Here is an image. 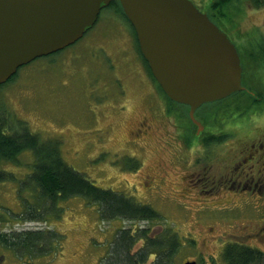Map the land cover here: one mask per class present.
<instances>
[{"label": "rangeland", "instance_id": "rangeland-1", "mask_svg": "<svg viewBox=\"0 0 264 264\" xmlns=\"http://www.w3.org/2000/svg\"><path fill=\"white\" fill-rule=\"evenodd\" d=\"M191 1L206 13V0ZM250 2L247 6L233 2L231 5L240 6L235 13L231 10L233 18L227 14L223 19L218 18L219 27L240 51L243 70H247L243 77L246 90L255 92L235 98L238 108L254 103L252 97H261L264 101V61L250 50L254 45H262L264 40V3L257 6ZM45 57L20 67L12 80L0 86V115L5 118L6 126L12 134L25 128L42 142L57 143L62 159L73 170L100 188L111 189L150 206L158 216L151 221L104 220L95 205L73 197L61 202L58 219L53 213H49L46 221L12 219L10 215L22 209V200L17 196L18 180L29 172V162L33 161V155L26 152L17 164L0 163V169L7 171L5 177L16 178L0 184V231L57 229L64 235L62 251L51 259L44 257L47 264H107L108 247L120 227L147 228L148 233L152 231L151 235L155 236L171 232L170 243L177 246L173 257L168 256L165 264L185 260L223 264L218 250L224 242L232 241L226 234V226L238 225L234 221L236 217L230 221L202 219L209 216L208 210L214 215L225 212L207 209L203 206L205 195L189 189L188 170L194 167L193 162L187 166L174 161L171 146L178 145V149L184 146L169 136L175 123L167 112L170 102L150 76L138 51L133 29L124 16L111 6L106 7L78 41ZM233 116L238 117L219 114L216 119ZM145 119L150 127L146 133L138 134L137 123ZM136 139H140L138 143L142 147L135 145ZM193 155L195 159L197 154ZM174 156L177 161L180 159ZM128 158L140 163L138 171H129L131 160ZM145 184L151 188L146 190ZM22 194L30 198L28 192ZM220 199L217 201L224 202L223 196ZM210 224L214 226L212 233L220 234L213 239L221 244L204 246L202 243V235L210 233L207 228ZM259 247L263 250L264 264V247ZM159 252L155 257H160ZM0 255V264H25L21 260L27 264H45L43 260V263L41 260L29 263L15 258L7 250H0ZM144 264H150V260Z\"/></svg>", "mask_w": 264, "mask_h": 264}, {"label": "water", "instance_id": "water-1", "mask_svg": "<svg viewBox=\"0 0 264 264\" xmlns=\"http://www.w3.org/2000/svg\"><path fill=\"white\" fill-rule=\"evenodd\" d=\"M112 1L164 94L188 106L199 128L198 107L243 89L237 48L190 0H0V85L19 67L78 41Z\"/></svg>", "mask_w": 264, "mask_h": 264}, {"label": "trees", "instance_id": "trees-1", "mask_svg": "<svg viewBox=\"0 0 264 264\" xmlns=\"http://www.w3.org/2000/svg\"><path fill=\"white\" fill-rule=\"evenodd\" d=\"M236 1L243 3L246 6L248 5L246 3L248 1L250 2V0H206L205 2L208 7L206 13L208 17L220 26L221 22L218 20L219 17L223 19L227 14L233 18V16H231V10H233L234 13L239 10V5H231V3ZM251 2L252 4L254 3L257 6H261L263 5L264 0H251ZM109 6L117 12H120L128 21L118 1L111 2ZM130 26L132 27L131 24ZM133 33L138 48L134 29ZM250 50L257 54V58L264 61V40L262 45H258L257 47L254 45ZM57 53H59V51L50 54L45 58ZM142 59L153 81L163 93L160 86L153 78L146 61L143 57ZM241 62L244 66L243 59H241ZM246 72L244 70L243 77ZM14 76L15 74L8 81L12 80ZM163 95L168 99L164 93ZM242 96V93H237L224 99L223 101L226 104L217 107L215 115L217 116L218 113L226 115L236 114L238 116L248 114L247 111L249 110L248 108H250L249 106L255 104L257 100L252 101L254 102L252 104L250 103L249 105L238 108V100L235 98ZM169 102L167 112L170 113L169 116L172 117L174 114L173 106L179 104L170 100ZM210 105H212L211 108L215 106L214 103H208V105L206 104V107H209ZM222 107L224 108L221 111L218 110ZM187 109L188 107H186V113H184L185 120L192 124L188 117ZM178 117L181 121H184L180 118L183 117L182 112L178 111ZM22 129L23 131L12 134L11 130L6 126L5 118L0 115V163L10 162L17 164L19 157L22 154L28 152L33 155V161L29 162V172L26 173L23 178L18 180L19 187L17 196L20 201L22 200V209L16 215H10L12 219H17L18 221H46L49 213H53L58 219L62 211L59 207L61 202L73 197L83 198L87 204L95 205L100 218L104 220L111 221L122 219L132 221H151L156 218L157 214L150 206L139 204L130 196H125L122 193L115 192L111 189L100 188L96 186L93 181H89L82 174L73 170L62 159L57 143L55 144L52 141L42 142L28 130H25V128ZM10 174L12 175V173ZM6 175L7 171H2L0 169V184L5 183L8 180L16 179L15 177L7 178L5 177ZM23 192H28L30 198L23 196ZM116 230L117 235L112 242L113 244L108 247L107 264H144L149 260L148 252L154 253V251L155 255H157L156 252L160 251V257H156L154 264L168 263V256L170 259L173 257L177 245L173 242L170 243L173 235L169 231L160 233L158 235L159 237L154 239L152 236L155 235H151L152 231L148 233L147 228L132 230L120 227ZM63 239L64 235L55 228L44 230H12L8 232L0 231V250H7L14 255L15 258L25 259L29 263H35L34 260L44 261V257L51 259V257L59 255L62 251ZM139 240L140 243L142 241V247L144 248V253L143 250H141V254L134 253L141 247L136 248ZM262 258L263 254L257 249L249 248L247 250H241L238 246H234L232 249H228V246H226L224 253V260L227 264H262ZM21 261L27 264L23 260Z\"/></svg>", "mask_w": 264, "mask_h": 264}, {"label": "flooded vegetation", "instance_id": "flooded-vegetation-1", "mask_svg": "<svg viewBox=\"0 0 264 264\" xmlns=\"http://www.w3.org/2000/svg\"><path fill=\"white\" fill-rule=\"evenodd\" d=\"M238 93H242L243 96L255 94L250 89L247 91L245 86ZM260 98L256 96L253 100ZM223 100L214 102L213 108H211L212 105L206 107L205 104L194 111V119L200 123V128L192 122L189 115L192 124L185 120L186 106H173L174 114L170 119L175 123L172 125L174 128L169 130V136L174 142L178 139L184 146V149H178V145L171 146L174 161L187 166H190V161L193 162L192 165L194 164V167L188 170L189 189L193 188L198 191L197 194L205 195L206 202L203 206L207 209L225 212L223 215H214L211 210H208L209 216L202 219L213 222L218 218L230 221V218L236 217L234 221L238 225L226 226L228 230L226 234L232 241L224 242L225 245L222 247L220 245L218 250V257L223 264H227L224 260L226 246L228 249L238 246L241 250L251 248L263 252L259 245L264 247V105L250 106L251 110L249 109L246 115L228 117L224 120L216 119L217 107L226 104ZM178 111L182 112L183 119L187 123H181ZM219 114L221 113L217 116ZM147 122L145 119L137 123L138 134L147 132L150 127ZM218 127L221 129L217 133ZM138 140L140 139L134 140L135 145L142 147ZM171 145L175 144L171 143ZM200 150L203 154L199 153ZM192 151L197 154L195 159ZM182 154L185 156H181ZM174 155L180 159L177 161ZM128 159L131 160V158ZM129 164V171H138L140 167L138 161L131 160ZM145 186H147L146 190L151 188L147 184ZM157 187L155 183V188ZM222 196L224 202H218ZM207 228L210 233L201 237L204 246L221 244L213 239L220 235L212 233L214 226L210 224ZM157 236L152 237L155 239ZM139 247L134 253L141 254V250L144 253L142 241ZM148 257L152 258L151 264H154L155 251L148 252Z\"/></svg>", "mask_w": 264, "mask_h": 264}, {"label": "bare ground", "instance_id": "bare-ground-1", "mask_svg": "<svg viewBox=\"0 0 264 264\" xmlns=\"http://www.w3.org/2000/svg\"><path fill=\"white\" fill-rule=\"evenodd\" d=\"M243 88H244V86H243ZM242 90V89H241ZM240 90V91H241ZM254 98H252V100H253ZM253 101H256V100H253ZM261 103H264V101L260 98V99H257V101L255 102V104H257V105H260ZM180 105H184V104H180ZM187 261H194L195 262V264H198V261L197 260H185V261H183V263L184 262H187Z\"/></svg>", "mask_w": 264, "mask_h": 264}]
</instances>
